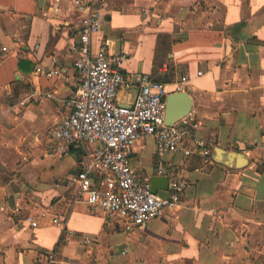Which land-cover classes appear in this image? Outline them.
Wrapping results in <instances>:
<instances>
[{
	"label": "crops",
	"instance_id": "1",
	"mask_svg": "<svg viewBox=\"0 0 264 264\" xmlns=\"http://www.w3.org/2000/svg\"><path fill=\"white\" fill-rule=\"evenodd\" d=\"M102 5L94 47L124 54L127 78L152 75L158 36L171 37L176 81L167 89L188 78L187 119L209 154L159 156L154 137L136 143L132 168L141 182L165 175L187 185L179 208L143 228L73 203L70 179L83 150L73 143L61 152L50 130L70 113L83 13L72 0H0V264H264V0ZM39 65L59 77L38 73ZM43 91L53 97L21 105ZM217 147L242 152L248 165L213 161Z\"/></svg>",
	"mask_w": 264,
	"mask_h": 264
},
{
	"label": "built area",
	"instance_id": "2",
	"mask_svg": "<svg viewBox=\"0 0 264 264\" xmlns=\"http://www.w3.org/2000/svg\"><path fill=\"white\" fill-rule=\"evenodd\" d=\"M83 17L79 24L77 47V86L66 102L70 113L50 130V137L61 152L77 143L83 150L81 170L70 181L76 186L73 203L86 204L94 211L107 215H119L125 221L143 228L148 222L162 216L165 209H177L182 204L186 184L177 178L169 181L166 199L152 192L149 182H141L132 168V156L136 143L148 137L155 138L159 156L183 151L185 155L207 156L204 144L195 135L196 124L183 119L178 124L165 125L167 85L158 82L150 74L134 79L127 78L121 65L124 54H111L104 44L95 49V38L101 32L103 20L102 2L106 0H72ZM164 65L160 72L165 74ZM48 78H58L57 69L39 65L36 70ZM187 77L175 84V92H185ZM138 88L133 108L119 107L118 94L125 89ZM51 92H33L24 103L37 99H51ZM98 144L99 148L90 149ZM203 150V151H202ZM100 175V182L96 178ZM40 216L48 217L43 211ZM52 222L61 228L65 220L53 217ZM31 226L38 222L29 218Z\"/></svg>",
	"mask_w": 264,
	"mask_h": 264
},
{
	"label": "water",
	"instance_id": "3",
	"mask_svg": "<svg viewBox=\"0 0 264 264\" xmlns=\"http://www.w3.org/2000/svg\"><path fill=\"white\" fill-rule=\"evenodd\" d=\"M138 88L132 87L122 90L116 99L119 107L133 108L138 95ZM192 108V100L186 92H174L166 99L165 125L172 127L185 119ZM213 161L231 169H242L248 165V159L242 152L215 148L211 155ZM169 177L153 176L150 180L152 192L164 199L169 195Z\"/></svg>",
	"mask_w": 264,
	"mask_h": 264
},
{
	"label": "trees",
	"instance_id": "4",
	"mask_svg": "<svg viewBox=\"0 0 264 264\" xmlns=\"http://www.w3.org/2000/svg\"><path fill=\"white\" fill-rule=\"evenodd\" d=\"M172 45L173 40L169 35L158 36L153 59V72L151 76L154 80L164 84H172L176 81V71L174 68V63L173 60L169 58ZM163 64H167L169 66V70L166 74H162L160 72V68L163 67ZM193 157L194 159L200 161L199 156L193 155Z\"/></svg>",
	"mask_w": 264,
	"mask_h": 264
}]
</instances>
